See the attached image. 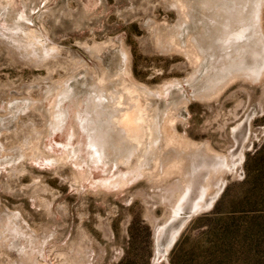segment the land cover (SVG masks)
<instances>
[{"label": "rangeland", "instance_id": "rangeland-1", "mask_svg": "<svg viewBox=\"0 0 264 264\" xmlns=\"http://www.w3.org/2000/svg\"><path fill=\"white\" fill-rule=\"evenodd\" d=\"M0 264H264V0H0Z\"/></svg>", "mask_w": 264, "mask_h": 264}]
</instances>
